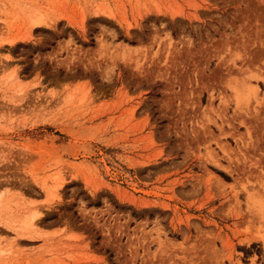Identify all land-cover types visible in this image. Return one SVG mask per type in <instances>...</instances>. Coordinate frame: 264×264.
Returning a JSON list of instances; mask_svg holds the SVG:
<instances>
[{
    "label": "rangeland",
    "instance_id": "1",
    "mask_svg": "<svg viewBox=\"0 0 264 264\" xmlns=\"http://www.w3.org/2000/svg\"><path fill=\"white\" fill-rule=\"evenodd\" d=\"M0 264H264V0H0Z\"/></svg>",
    "mask_w": 264,
    "mask_h": 264
},
{
    "label": "bare ground",
    "instance_id": "2",
    "mask_svg": "<svg viewBox=\"0 0 264 264\" xmlns=\"http://www.w3.org/2000/svg\"><path fill=\"white\" fill-rule=\"evenodd\" d=\"M41 18V17H40ZM39 17L38 18H35L34 19V22L37 24V23H40L41 22V19H40ZM43 21V20H42ZM22 89H20V91H21ZM39 218H40V212H34L33 213V216H32V218H31V220H30V225H35L38 221L37 220H39Z\"/></svg>",
    "mask_w": 264,
    "mask_h": 264
}]
</instances>
